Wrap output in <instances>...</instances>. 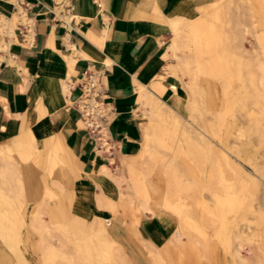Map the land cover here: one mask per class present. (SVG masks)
<instances>
[{
	"label": "rangeland",
	"instance_id": "1",
	"mask_svg": "<svg viewBox=\"0 0 264 264\" xmlns=\"http://www.w3.org/2000/svg\"><path fill=\"white\" fill-rule=\"evenodd\" d=\"M205 2L200 1V5H206L203 17L199 8L195 15L209 23L202 28L205 37L198 31L191 41L185 34L181 42L189 60L185 74L178 71L183 87L181 103L174 111L178 124L170 123L164 131L165 122L145 110L146 125L156 137L153 148L159 157L154 161V173L147 176L139 167L129 166L131 157H125L119 165L114 160L116 167L112 170L142 195L159 193L157 202L151 200V206L165 220L168 217L164 223H171L170 233L174 229L185 233L184 241L173 247V255L164 256L163 264H239L235 249L242 241L240 234L252 251L251 262L264 264V0ZM173 62L170 59L168 71ZM201 136L210 139L213 149L197 146ZM49 137H39L41 144ZM41 147L42 152H47V146ZM219 149L226 151L246 173L235 176ZM64 160L73 175L69 159ZM44 165L37 170L41 179H33L30 191L29 180L23 174L0 182V228L7 236L0 234V264H21L19 252L24 253L29 264H152L142 242L123 226L109 227V235L123 247L126 257L117 254L112 258L100 250L94 244L98 243L95 237L91 240L89 232L75 226L78 219L89 222V206L82 204L79 210L65 173L57 168L50 176ZM167 171L192 188L181 201L174 199L172 206L165 205L163 198ZM52 176L63 190L51 185L49 191L44 190L48 187L43 180ZM241 179L246 184L243 191ZM105 181L112 183L108 188L111 194L104 193L105 186L98 192L105 200L117 198L115 180ZM255 184H262L261 189ZM237 191L239 203L246 207L230 210L229 195ZM37 216L47 224L42 233L30 223ZM43 237L44 244L40 241ZM169 237L158 246L164 249Z\"/></svg>",
	"mask_w": 264,
	"mask_h": 264
},
{
	"label": "crops",
	"instance_id": "2",
	"mask_svg": "<svg viewBox=\"0 0 264 264\" xmlns=\"http://www.w3.org/2000/svg\"><path fill=\"white\" fill-rule=\"evenodd\" d=\"M61 1L0 0V14L12 16L20 4L33 20L18 22L13 33L0 32L7 43V48L0 50V142L20 135L32 101L40 104L45 112L31 122L38 136L62 137L78 158L70 181L78 209L88 205L91 215L108 217L106 210L94 204L95 180L101 164H111L113 158L119 165L140 149L148 123L145 110L149 109L148 103L139 100L140 87L174 107L181 101V80L168 73L170 60L165 57L171 31L155 8L166 15L182 4L187 17L195 16L197 9L188 0H70L74 19L65 27L54 18ZM91 66L105 75V101L111 109L105 137L80 124L79 87L71 89L68 101L56 97L61 81H75ZM68 120L72 128L64 135ZM104 139L111 143V152L106 151ZM111 185L105 184L104 193L111 194ZM170 226L158 217L144 216L139 229L143 237L161 245L170 235Z\"/></svg>",
	"mask_w": 264,
	"mask_h": 264
},
{
	"label": "bare ground",
	"instance_id": "3",
	"mask_svg": "<svg viewBox=\"0 0 264 264\" xmlns=\"http://www.w3.org/2000/svg\"><path fill=\"white\" fill-rule=\"evenodd\" d=\"M200 1H202V0H188V3L193 4L196 9H198V8H199V10L201 9L203 11V12L201 11L202 12L201 17H203L204 11H205L204 8L206 7V5H204V6L200 5ZM211 4H214V2H212ZM155 11L157 13H159L160 17L164 21L165 26L169 27L170 31H171V41L169 42V45H168V53L165 52L166 53L165 57H166V59H169V60L174 59L175 62H173L174 63L173 67L171 68L170 71H168V73L180 77V73L178 71L180 70L182 73L185 72V70H187L188 60H189L186 57V55H187L186 52H185V54H183V52H184L183 49L185 50V48H183V49L181 48L182 47L181 42H182L183 36L186 34L188 37H190L189 40L191 41L193 36H196L198 31H201V33H203V37H205V35H204L205 32L202 30V28L205 29V27L209 26V23H206V21H205L206 19L203 20L198 15L196 17L195 16L187 17V15L185 13V9L182 6V4L177 6L174 10H172L169 14H166V15L162 14L159 11L158 7L155 8ZM199 17L201 19H199ZM16 20H20L19 22H23V23L33 21L30 19V17H28L26 9L22 5L19 4L17 6L16 11L13 13L12 16L7 17L3 14H0V32L1 33H7L8 31H10V33H13L14 27L16 26L15 25ZM204 23H206V24L204 25ZM30 31L32 34V29H30ZM8 34H9V32H8ZM13 35H15V34H13ZM30 35H29V37H30ZM30 39H31V37H30ZM5 48H7V43L3 39L0 38V50H4ZM52 55H54V54H52ZM1 58H2V56H1ZM70 60H69V62H71ZM72 62H73V60H72ZM41 67H42V65H41ZM42 68H44V67H42ZM52 71H53V69H52ZM183 74H185V73H183ZM68 76H69V74H68ZM163 77H164V75H160V78H163ZM69 80L66 79L65 81L60 82V85L58 88V94L56 95V97L59 101H61V100L62 101L63 100L68 101V97L71 94V89L73 86L72 82H70ZM187 85H188V83H187ZM172 87L174 88L175 91H177V87L175 85H172ZM262 88H264V87L262 86ZM156 90L162 92V88H160V89L156 88ZM138 95H139V100L142 102L141 104H146V103L149 104L148 111L154 117V119H157L161 122H165V125L163 127L164 131L167 129V127L170 123L178 124L179 121L177 120V118L175 117V114H174V111L176 110V108L173 105H171V104L167 103L166 101H163L162 99L158 98L152 91L146 89V87H140V94H138ZM189 99L190 98H188L187 100H189ZM51 100H53V99H51ZM187 100H186V102H187ZM186 102H184L183 106L185 105ZM180 103H181V101L178 103V105H180ZM68 104L69 103H67V105ZM44 112L45 111L40 104H36L34 101H32L30 108L24 114L22 132L20 133V135H18L17 137H15L14 139H11L9 141L0 142V182L1 181L3 182L4 179H7V178H10V179L12 177L17 178L18 176H21V174H23L25 176L24 178H27L29 180V187L30 188L28 191H30L31 186H33V184H34L33 179L36 178L37 176H41L40 175L41 172H39L37 170H39L38 168L43 166L44 163H45L44 167L46 169H48L47 174L52 175L55 173L56 169L59 168L61 173H65V175L67 176L69 181L73 180L72 174H71L70 170L67 168V165H66L65 160H64L65 158L69 159L71 167L77 166V159L78 158L73 154L71 147H69V145H67L61 137L58 138L57 135H53V134L46 141H44L43 144H41V142L39 140V136L37 134V131L31 125V122L34 121V120L32 121V119L34 117H36V118H39L40 116L42 117ZM80 124L85 125V122L81 120ZM71 128H72V122L70 120H68V123H66L65 126L63 127L64 135H68L71 131ZM144 129H145L144 140L141 142L140 149L138 150V152L129 156V157H131V160L129 161V166L139 167L140 169L143 170L144 175L146 174L148 176V175L154 173V161L159 157L157 155V151H155L153 148L155 145L154 144V141L156 138L155 135H153L152 131L150 132L149 126H147V125L144 126ZM190 138H192V136ZM158 141H160V138L158 139ZM102 143L105 144L106 151H110V149H111L110 144L111 143H109L107 139H104V141ZM41 145H43L45 147L47 146V152H42ZM199 145H200V148L201 147H208V148L211 147L213 149V147L210 145V139H207L205 136H201V143H199L197 146L199 147ZM115 147H116V145H115ZM218 151L225 158L227 163H229L231 165L232 171H233L235 176H236V174L242 175V174L246 173V170H244V168L242 166H240L238 163H236L226 151H220V149ZM99 160H101V159H99ZM113 163H115V162H114V159L112 158L111 164H101L100 165L98 172H97L98 177L95 180V186H94L95 192L93 195V201H94L95 206L99 209L106 210L110 214L111 217L107 219L106 217L101 216L99 214H92L91 219L89 220V222L87 224H86V222L82 221L81 219H78L79 221L75 222V226L80 225V229H84L87 232H89L91 240H93V238L95 237V239L98 241V243H94V244L95 245L98 244V248L102 251L107 252V255L109 257L113 258L115 255L118 254L119 256L125 258L126 256L124 254L125 252H124L123 247H121V245H116L117 241L114 240L113 238H111L109 235L110 234L109 233V227L111 228L112 226L113 227L123 226L124 229L128 230L129 233L135 235L142 242L143 248L148 253V256L150 258V262L152 264H163L164 263V256L165 255H168V256L173 255V252H172L173 247L176 246L179 242L184 241L183 235L185 233L182 232L180 229H174L170 233V237L167 240V246L164 247V249H162L158 245H155L153 242H151L147 238L143 237L141 235V232L139 229V224L141 222V219L144 216L158 217L163 222L168 220V217H166V220H165L163 218V215L158 214L153 209V207L151 206V203H150L151 200H154V202H157L156 199L159 197L158 196L159 193L152 195L149 192L147 194L145 192H143V195H142L140 192L134 191V186L129 184L128 182H126L127 181L126 178H124V177L122 178V177H119L118 175L114 174V172L111 168V165H113ZM80 164H81V162H80ZM255 166H257V165H255ZM167 173H168L167 174L168 184H167L166 192H165V195L163 198L165 200L164 201L165 205L172 206L174 203V201H173L174 199H179L181 201L182 198L185 197V195H187L188 193L189 194L191 193L192 188L189 185L181 184V182H180V180H178V178H176L174 175L169 174L170 171H167ZM253 177H255V176H253ZM37 178H40V177H37ZM109 178L115 180V182L117 184V189H116L117 198L109 197L108 200H105V198L102 196V194H100V192H97V190H99V191H100V189L102 190L103 187L105 186V182H106L105 180L109 179ZM261 179H259V181ZM34 180L36 181V179H34ZM241 180H243V179H241ZM255 180H256V178H255ZM39 182L40 181H38V183ZM43 182H44L46 187L51 185V187L53 186V187L59 188L61 190L64 189L63 185L59 184L58 183L59 181H57L54 178V176H52L51 179H46V177H45ZM256 182H257V180H256ZM256 182H254V183H256ZM262 182H258L257 184H260ZM4 183H5V181H4ZM27 183H28V181H27ZM122 183H124V184H122ZM244 183H245L244 180L241 181V184H240L241 190L240 191H243V188L246 185ZM40 184H38V185H40ZM145 184H146V181H144V183L141 184L143 190L146 188ZM255 186H256V184H255ZM260 186H256V187L259 188ZM26 187H27V185H26ZM21 188H23V187L21 186ZM21 188H20L21 192H24ZM132 188H133V191H132ZM246 188L248 189L249 187H246ZM10 189H11L12 193H14V194L16 193V190L13 187H11ZM259 189H261V188H259ZM41 190H42V187H41ZM44 190L49 191V187H48V189L47 188L45 189V187H44ZM32 191H31V193H32ZM217 191H219V190H217ZM262 191H263V189H262ZM144 193H145V195H144ZM249 193H251V190ZM29 194H30V192H29ZM238 196H239V191H237L236 193H231L229 195V201H230L229 203L231 204L229 207L230 210L234 209V211H239V210L245 209V207H246L245 204L239 203V201L237 199ZM242 197H243V195H242ZM238 203H239V207H238ZM262 208H263V206H262ZM30 220H31L30 221L31 226L34 229L40 231V233H42L43 229L46 228L47 224H46V222L45 223L43 222L41 217L39 218L37 216V217H34ZM63 227H64L63 229L65 230V228H66L65 224H63ZM0 234H1V237L6 236V234L3 232V229H1V228H0ZM150 235L152 236V233H150ZM238 237H239V235L237 236V238ZM243 237L244 236L241 237V234H240V240L242 239V241L240 242L238 240L239 243L237 245V248L235 249L236 259L238 260V262L240 261L239 264H251V263H253V262H251L252 251H251V249L249 250L246 247L247 242L245 243V241H244L245 238H243ZM40 241L42 244H44V242H46V239L43 237L40 239ZM18 255H19V260H21V264H29L26 257L24 256V253L19 252ZM127 259L128 258H126V261H127ZM128 262L129 261H127L126 263H128ZM130 263H128V264H130Z\"/></svg>",
	"mask_w": 264,
	"mask_h": 264
},
{
	"label": "built area",
	"instance_id": "4",
	"mask_svg": "<svg viewBox=\"0 0 264 264\" xmlns=\"http://www.w3.org/2000/svg\"><path fill=\"white\" fill-rule=\"evenodd\" d=\"M73 9L70 0L59 2L54 13L56 22L68 27L74 19ZM104 77L101 69L91 66L78 79L70 81L73 84L72 89L80 88L76 103L85 125L93 133H98L102 137H105L108 132L111 110L105 101L107 87Z\"/></svg>",
	"mask_w": 264,
	"mask_h": 264
}]
</instances>
